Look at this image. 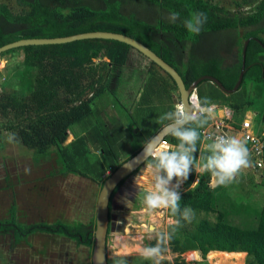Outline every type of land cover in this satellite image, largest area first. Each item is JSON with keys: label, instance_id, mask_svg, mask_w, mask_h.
<instances>
[{"label": "trees", "instance_id": "trees-1", "mask_svg": "<svg viewBox=\"0 0 264 264\" xmlns=\"http://www.w3.org/2000/svg\"><path fill=\"white\" fill-rule=\"evenodd\" d=\"M17 3L18 11L0 3V47L24 38L63 37L91 31L122 33L142 42L173 66L187 87L207 75L232 89L242 69L244 44L250 39L240 88L227 93L211 80H203L197 92L201 98L207 96L212 103L230 107L236 119L249 112L261 126L258 134L262 135L264 0H236L234 10L210 0H17ZM172 12L180 14L175 23L168 19ZM195 12L207 15L198 35L190 34L183 24ZM7 53L21 56L13 77L19 80L24 92L0 91L1 130L15 133L16 140L32 149L39 159L54 153L60 174L82 176L101 187L112 172L143 148L148 137L161 129L158 116L180 102L174 78L139 50L118 40L26 45L0 56ZM103 56L109 61L93 63L94 58ZM76 123L81 124L82 132L67 143L71 126ZM210 123L211 119L205 127ZM202 129L198 130L200 134ZM165 140L172 145L178 143L170 136ZM202 144L201 135L194 154L197 161L208 154L201 149ZM251 162L253 167L254 157ZM143 167L144 164L121 181L111 196L108 239L123 234L128 224H145L149 217L143 212L142 193H138L135 184ZM197 179L199 183L193 184ZM223 187H210L209 173L191 171L181 186L180 204L181 208L193 209L195 215L191 222H182L169 251L178 254L192 251L198 256L200 250L204 258L210 251L221 252L212 264H226L233 252H246L247 264H264V204L257 211L239 205L227 211L220 206ZM126 193L133 202L138 193L131 208L123 202ZM209 214H215V219H210ZM166 216H170L168 210ZM152 224L156 231L168 229L164 219L149 223V227ZM5 227L12 230L15 243L35 233H47L94 248V220L25 223L13 206L10 216L0 220V229ZM155 243L153 238L147 245ZM125 259L128 264H152L139 254ZM108 264H113L110 256ZM161 264L210 263L188 262L179 255L173 259L165 257Z\"/></svg>", "mask_w": 264, "mask_h": 264}, {"label": "rangeland", "instance_id": "rangeland-1", "mask_svg": "<svg viewBox=\"0 0 264 264\" xmlns=\"http://www.w3.org/2000/svg\"><path fill=\"white\" fill-rule=\"evenodd\" d=\"M210 1L234 10L236 0ZM0 3L8 4L15 11L20 10L17 0H0ZM104 61L109 59L104 56L93 59L96 65ZM20 62L19 54L7 53L0 56V91L7 89L24 92L19 80L13 77ZM253 117L249 112L241 114L235 128L240 130L242 121H250L251 130L255 123L256 129L254 131L253 128V132L258 133L261 126L259 127ZM81 128L80 123L72 125L71 134H80ZM9 134L0 128V220L8 218L11 208L16 206L20 221L25 223L53 222L59 219L67 222H96V205L101 185L82 176L60 174L54 153L39 159L32 149L19 141L8 142ZM71 134L67 143L72 139ZM260 136L264 141V126ZM239 138L243 140L242 135ZM237 180L238 182L221 189L220 206L227 211L234 205L251 211L259 210L264 204V173L249 167L241 171ZM148 185L146 188L150 187ZM166 210L155 211L149 215L145 224H134V227L133 224H128L123 234H115L109 238V256L112 257L113 250L124 243L134 246L133 238L138 235H144L143 243L147 245L153 239L147 233L149 223L164 219L168 224ZM208 217L213 220L215 214H209ZM241 223L250 226L243 221ZM197 252L198 256L192 251L183 254L169 251L165 257L173 259L180 255L188 262L207 261L212 264L213 259L221 253L210 251L204 258L200 250ZM233 253V257L226 259V264H247L246 252ZM92 254L93 250L89 247L65 236L35 233L15 243L11 229H0V264H93ZM136 254L138 252L133 250L131 255Z\"/></svg>", "mask_w": 264, "mask_h": 264}, {"label": "clouds", "instance_id": "clouds-1", "mask_svg": "<svg viewBox=\"0 0 264 264\" xmlns=\"http://www.w3.org/2000/svg\"><path fill=\"white\" fill-rule=\"evenodd\" d=\"M179 15L172 12L168 19L175 23ZM206 22L205 13L195 12L184 20L183 24L190 34L198 35ZM216 107L209 97L201 98L198 92L193 90L189 94L187 106L182 101L178 102L171 110L158 116L157 123L161 126V132L178 143H168L159 133L148 137L141 155L136 158L137 162L143 161L144 167L135 178V184L139 189L138 193H142L141 203L146 215L160 209L170 212L168 229L156 231L151 226L148 227L149 238L156 241L154 245H145L144 235H138L133 238L134 246L124 243L115 248L112 254L113 264H128L125 257L131 255L133 250L137 251L143 260L161 264L175 234L183 226L182 222H191L194 218V210L187 206L181 208L180 204L181 186L188 180L193 169L201 174L209 173L210 187L216 188L238 182L237 177L241 171L252 166L246 141L227 134L207 137L212 141L205 146L208 154L201 155L197 161L194 154L198 151L197 142L201 140L198 130L214 118ZM14 141L16 134L10 133L8 142ZM146 182L150 187H145ZM198 183L197 179L193 184ZM137 194L134 202L128 199L127 193L125 194L122 199L126 206L131 208L135 205Z\"/></svg>", "mask_w": 264, "mask_h": 264}, {"label": "water", "instance_id": "water-1", "mask_svg": "<svg viewBox=\"0 0 264 264\" xmlns=\"http://www.w3.org/2000/svg\"><path fill=\"white\" fill-rule=\"evenodd\" d=\"M83 39H113L133 46L145 56L150 58L152 61L156 62L174 78L179 88L180 102L182 101L186 106L188 104L189 94L193 90L197 91L198 85L203 80H211L213 83L217 84V86H219L223 91L227 93L236 92L240 88L244 75L246 73V53L248 44L250 42V39H248L244 44L242 69L238 81L232 89L226 88L223 83L217 78L207 75L200 77L199 79L194 81L189 87H187L180 73L148 46L131 36L110 31H91L53 38H24L1 46L0 54L8 50L26 45L61 44ZM136 131H138V129H136ZM157 133H159L160 136H162L164 139L167 136L163 132H161V129ZM142 151L143 148L132 158L128 159L123 164H121L114 172H112L105 179L104 183L102 184L96 205L95 243L92 254L93 264H108V229L110 221V199L114 190L121 183V181H123L126 177L136 171L143 164V161L137 162L136 159L141 155ZM151 227L154 228V226Z\"/></svg>", "mask_w": 264, "mask_h": 264}, {"label": "built area", "instance_id": "built-area-1", "mask_svg": "<svg viewBox=\"0 0 264 264\" xmlns=\"http://www.w3.org/2000/svg\"><path fill=\"white\" fill-rule=\"evenodd\" d=\"M214 104L217 106L216 111L222 109L223 113L221 116L212 118L211 123L201 130L203 143L212 142L207 137L224 134L231 135V131L236 129L235 124L238 119L234 116L232 109L226 105ZM240 129L241 131H239L243 140L249 145L250 156L255 158V164L252 167L253 170H264V141L262 136L251 130L250 121H242L240 123Z\"/></svg>", "mask_w": 264, "mask_h": 264}, {"label": "crops", "instance_id": "crops-1", "mask_svg": "<svg viewBox=\"0 0 264 264\" xmlns=\"http://www.w3.org/2000/svg\"><path fill=\"white\" fill-rule=\"evenodd\" d=\"M222 113H223V110H222V109L217 110L216 113H215V116H214V117L221 116ZM253 123H254V122H253ZM254 124H255V123H254ZM254 124H253V126H252V131H253V128H254V131H255V129H256L255 126H254ZM240 131H241V129H240ZM240 131H239V129H238V130H237V129H234V130L231 131V135H232V136H236V137L239 138V136L241 135ZM81 132H82V131H81ZM81 132H80V133H81ZM254 133H255V132H254ZM256 134H258V133H256ZM71 135H72V139H70V141H72V140L75 138L73 134H71ZM258 135H259V134H258ZM70 141H69V142H70ZM207 143H211V142H207ZM207 143H203V144H202V148H201V149H202L203 151H206V147H205V146H206ZM247 147L249 148V145H247ZM250 160H251V156H250ZM251 168H252V166H251ZM252 169H253V168H252ZM197 172L199 173V171H197ZM166 212H167V210H166ZM168 218H169V217H168ZM151 226H152V225H151ZM153 226H154V225H153Z\"/></svg>", "mask_w": 264, "mask_h": 264}]
</instances>
